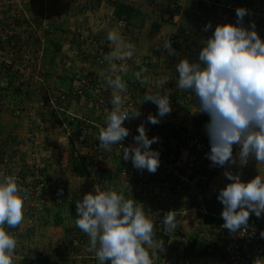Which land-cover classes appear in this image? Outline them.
Segmentation results:
<instances>
[{"label":"built area","instance_id":"1","mask_svg":"<svg viewBox=\"0 0 264 264\" xmlns=\"http://www.w3.org/2000/svg\"><path fill=\"white\" fill-rule=\"evenodd\" d=\"M92 1L80 0V3L87 6V2ZM190 1L195 5L191 21L153 46L154 53L161 54L166 51L163 49V44L166 40H170L176 53L171 55L175 63L183 58H188L192 62L198 61L199 52L204 46L203 42L213 34L217 25L236 23V9L240 7L248 10V15L244 17V26L250 27L254 24L260 37L264 39V0ZM174 7L173 4L170 5V8ZM22 13L27 18L26 12L22 11ZM118 22L120 25L123 24L122 21ZM209 23L212 27L205 31V26ZM43 29H46L44 31L47 34L52 33V30L46 27L44 20ZM77 33H79L78 38L83 41L81 47L84 51L87 48L93 50V54L84 62L86 67L83 69L74 67V57L70 58L62 54L58 63L68 72L69 84L64 88L48 85L36 75L33 80L38 83V95L23 107L12 111L13 117L24 115L31 122L27 144L30 147L29 157L36 163L35 167L43 169L45 163L54 161L56 154H52L49 149L53 147L51 144L53 132L60 129L64 132L72 157L85 168L84 174L87 180L85 194L94 191L95 186L101 189L108 188L104 181V173L107 172L116 178L119 189H124L126 197L142 204L145 212L150 215L154 221L156 239L164 241V250L157 252L154 264H194L191 247L197 251L199 264H212V260L218 257L223 264H264V235H262L264 221L248 222L247 229L242 228L236 233H231L222 227L224 220L221 214L224 206L218 200V196H215L216 179L227 165L214 167L208 159L207 154L211 145L206 125L210 118L206 113L198 111L199 101L193 92H185L177 87L178 79H168L165 84L157 87L156 82L161 80L160 76L150 73L153 67L150 60L142 59L138 61V65H143L141 74L149 80V83L144 85L135 81V72L130 73L127 64L118 65L123 67L128 75L126 79L124 78L128 84L124 106L130 111H139L140 115L124 122L130 134L123 142L111 146L109 150L100 148L99 129L106 126V117L112 110L110 103L112 89L106 86L105 77L96 74L89 67L91 64L96 67L106 64L103 61L105 55L103 48L93 37L81 34L79 31ZM5 35L2 36V40L6 42L0 48V78L8 82L12 68L18 66L13 58L15 50L12 38ZM122 35L125 39L126 34ZM42 41L41 38V43ZM73 49L72 47L71 50L74 52ZM20 56L28 59L23 50H20ZM41 64V58L37 57L36 60L29 58L24 65L36 68L38 74H44V67ZM21 67L22 65L19 66L20 69ZM17 78L20 82L24 81L21 76ZM157 93L169 95L172 111L161 118L159 124L152 125L147 122V117L149 114H158L157 106L151 101L143 102V99L145 95ZM182 101L191 104V116L187 117L186 121L177 118ZM74 104L84 106L88 116L75 113L76 109L72 110ZM50 120L54 123V127L49 123ZM141 124H144L150 139L159 138V141L151 146L153 150L160 152L161 163L155 173H149L146 169L140 171L133 167L130 160L123 159L124 147L135 143L134 137L139 134L137 129ZM41 130L47 131L44 132L45 137L41 138L42 141H39L37 133ZM113 157L118 165L111 170L107 164ZM3 162L7 163L8 160L3 159ZM32 167H30L31 175H23L20 170H16L12 171L13 173L6 171L3 176H14L17 182L28 190L29 197L25 201V212L36 216L43 214L49 207L59 204L65 195L66 185L59 180H49L44 172L34 171ZM169 211H176L180 225L175 231L165 234L163 217ZM31 221L32 218L28 223ZM10 232L17 239L12 262L16 257H20L22 261L24 260V264H43L45 260L53 258L50 250L28 252L23 249L20 229ZM62 259L64 261H58V264H100L96 255L91 252L90 246L84 244L77 230L72 231L69 249ZM75 259L78 261L73 263L69 261Z\"/></svg>","mask_w":264,"mask_h":264},{"label":"clouds","instance_id":"2","mask_svg":"<svg viewBox=\"0 0 264 264\" xmlns=\"http://www.w3.org/2000/svg\"><path fill=\"white\" fill-rule=\"evenodd\" d=\"M246 15V8H237V22L217 25L203 42L198 61L183 58L176 65L177 87L193 92L199 101L198 111L210 118L206 125L211 145L207 156L214 167L237 163L244 166L250 158H255L258 164L264 163V39L254 24L244 26ZM211 27L209 23L204 30ZM107 39L112 50L104 55L103 61L109 65L105 82L112 89V110L106 117V126L99 129V146L103 150L123 142L130 134L124 122L140 115L139 111H130L124 106L127 81L120 74H111L118 71L127 74L116 62L132 59L135 46L115 30L107 34ZM163 49L168 55L176 54L170 40L164 42ZM134 79L144 85L149 83L141 72H135ZM167 81L166 77L157 81V87ZM144 101L157 106L158 114L147 117L152 125L159 124L172 111L167 93L145 95ZM137 131L135 143L124 147L123 159L130 160L140 171L155 173L161 163L160 152L151 146L159 138L150 139L144 124ZM234 146L240 149L237 156H234ZM224 175L231 182L218 195L224 206L222 227L236 233L247 229L250 214L258 218L264 214V175L247 182L239 173L226 170ZM28 197V190L14 176L7 175L0 181V264H13L17 239L9 229L21 224ZM76 214L75 224L88 236L90 249L100 264H154L157 252L164 250V241L156 239L154 221L142 204L126 197L123 188L95 186L94 191L76 202ZM176 217V211L165 213V234L179 227Z\"/></svg>","mask_w":264,"mask_h":264},{"label":"rangeland","instance_id":"3","mask_svg":"<svg viewBox=\"0 0 264 264\" xmlns=\"http://www.w3.org/2000/svg\"><path fill=\"white\" fill-rule=\"evenodd\" d=\"M115 2H117V0H93L92 2H87V6H83L80 0H47L45 2H38L36 0H0V48H2L1 46L6 42L4 39L2 40V36L6 34L9 38H12V44H14L13 48L15 50V56L13 58L16 60L18 66L17 68H12V74L8 75V82L2 80L4 78H0V133L3 134V136H7L2 137V142H0V181L4 179L3 174L6 171L13 173L16 170H20L23 175H31L32 171L30 167H32L33 164L34 167L32 168H34V171L37 170V172L40 173L44 172L49 180H59L61 183H65V195L59 204L56 205L58 207L76 208V202L82 200L87 190V180L85 179L84 171L80 172L73 169L77 160L70 154L71 150L69 145H67L66 148H62L60 145L61 140L59 137L61 135L64 136V132L60 129L53 132L54 134L57 132L58 137L55 138L56 135L52 136L51 144L53 147L49 149L52 154H56L54 161L48 164L45 163V168L43 169L36 168V165H34L36 163L29 157L30 147L27 144L28 134L30 133V121L27 118H25L28 121L27 123L22 122L21 119L18 120L21 117H25L24 115L17 118L12 116V111L14 109L26 105L38 95V83L33 80V77L36 75L45 83L53 84L52 86L64 88L69 84L68 72L62 69L60 65L51 67L52 65L49 63V61L54 60L57 55L55 44L58 45L60 43L64 47L66 45L67 51H64V55L70 58L74 57V67L83 69L86 67L84 65V62H86L85 60L89 55L93 54V50L87 48L84 51L81 47L83 41L78 38L79 33L77 32L79 31L81 34L83 33L86 36L93 37L95 41L99 43V46L103 48L104 54H106V51L110 48L103 41L104 37H100L102 35L101 33L103 30H114L120 25L118 21H122L123 24L119 27H122L125 23V30H127V27L129 29L127 30L128 33L140 36L139 40L142 43L141 47L145 48L143 54L146 55L149 50L153 52V46L162 42L170 35V30L172 28L168 13H182L180 22L182 20L183 25L187 22V18L192 16L195 6L190 0H174L173 2L172 0H135L134 3L137 6L138 12L135 13L129 22H126L123 19H118L116 16L117 9H114L113 12L112 10L107 12V7L104 5H113ZM129 2L132 3L133 1L130 0ZM171 4L175 7L170 8ZM22 11L26 12L27 18H25ZM66 16L68 17L67 19ZM92 18L94 20H92ZM43 20L46 27L52 30L51 34H47V32L44 31L46 29H43ZM182 25L179 26V29L182 28ZM41 38L43 39L42 43ZM72 47L74 48V52L71 50ZM20 50H23L24 55L27 56L28 59H24L23 56H20ZM60 55L62 54L59 53L58 56ZM37 57L41 58L44 74H38L36 68L31 66L25 67L24 65L29 58L31 60H36ZM159 57H161V59ZM144 59H146V57H144ZM147 59H150V57H147ZM152 61L154 63L156 61L155 67H151L155 75L158 76L159 72H154V69L159 68L162 75L168 73L167 79H178L179 73L176 71V66L172 64L171 56L168 55L166 51L159 54L158 59L155 58ZM21 65L22 67L20 69L19 66ZM117 65L119 64L117 63ZM91 66L93 65H89L90 68ZM141 66L143 67V65ZM108 67L109 65L107 63L100 67L99 71H104V76L102 77H105V72ZM132 69L134 70L135 68ZM57 73L64 77L63 83L57 84L51 82ZM111 74L113 76L120 74L125 79L128 77L127 74L125 75L124 72L120 71ZM17 76H21L24 81L20 82ZM160 78L164 79L163 76H160ZM190 105L189 102L182 101L177 112L178 119L186 121L187 117L191 116ZM74 109H76L74 112L80 116H88L87 109L85 110L84 106L74 104L72 110ZM49 123L54 127V123H52L51 120ZM26 125L28 126L27 129H25ZM46 131L47 130H44L45 133ZM12 133L16 135L14 141L11 139L13 136ZM37 134L40 135V133ZM38 140L42 141L41 138ZM238 149V146H234V151ZM3 159H7L8 162H3ZM252 162L254 165L253 167L256 169V176L259 174L261 175V172L264 171L263 163L258 164L255 158H252ZM117 165L118 163L113 157L109 160L107 167L114 170L117 168ZM59 171L62 174L57 177V172L59 173ZM223 172L221 174H223ZM242 173H246L245 165L242 169ZM104 174L106 185L118 190L119 182L116 178L107 172ZM253 178L243 175L241 179L247 182ZM224 182L230 183L231 181L225 180ZM216 190L215 196H218L219 190L218 188ZM25 211L26 204H24V218L21 224L15 229H20L22 248L28 250V252L45 249L50 250L54 252L53 258L55 257L56 261L63 262L64 260L62 257L65 256L67 252L66 250L70 244V235L74 230H77L84 244L90 246V244L86 243L84 233L77 226L70 223L66 229L68 233H70L67 238V245L62 242L60 244V242L51 241L53 238L50 237V235H46L42 240L40 237H37V235H39L37 232L40 229L39 226H37V222L40 217L45 215L44 213L47 210L43 214H37L36 216L28 212L26 213ZM31 218V223H28V220ZM250 219L255 222L263 220L264 214L258 218L252 213L250 214ZM12 230L14 229H9V231ZM59 246H62V248H59ZM54 247L57 248L53 249ZM23 261L22 258L16 257L13 264H24Z\"/></svg>","mask_w":264,"mask_h":264},{"label":"crops","instance_id":"4","mask_svg":"<svg viewBox=\"0 0 264 264\" xmlns=\"http://www.w3.org/2000/svg\"><path fill=\"white\" fill-rule=\"evenodd\" d=\"M129 1L130 0H117V2H115V4H113V5H104V6L107 7L106 8L107 12L108 11H111V10L113 12L114 9H117L118 6H127V7H130L134 11L133 13L135 15V13L138 12L137 6L134 3L135 0H132L133 1L132 3L129 2ZM114 5H115V7H114ZM66 11H67V9H66ZM181 15H182V13L181 14L180 13H177V14L173 13L171 17L168 16V18L170 19V24H171V28H172L170 30V35L174 34L175 32H177V31H179L181 29V28L179 29V26L182 25V20L180 22ZM186 16H187V14H186ZM172 17H174V18H172ZM191 17L192 16H189L187 18V22H185V24H183L182 27L191 21ZM67 18L68 17L66 16V19ZM92 20H94V19L92 18ZM125 25H126L125 23H124V25H122V27H119L120 26L119 25L114 30L115 31H118L121 34H126V32H127V34L125 36V41L126 42H129V43H132L135 46V48H134V56L132 57V59H125L123 61H117V63L119 65L121 63L127 64L128 67H130V70H131L130 73H134V72H141V73H143L141 71V66L138 65V63H139L138 61L144 59V57H146V59H147V57H150V59H147V60H150L153 63L152 66L155 67V65H156L155 63H156L157 60L155 61V63L152 60L155 59V58L158 59V55L159 54L156 55L151 50H149L146 55L143 54L145 48L144 47H141L142 46L141 45L142 43L139 40V37L140 36L137 35V34H130V33H128L127 30H129V29L127 27V30H125ZM110 31H113V30H103L102 33L100 32L102 34L100 37H104V39L102 38L103 41L110 48L108 51H106V54L109 53L112 50V47L110 46L111 44H110V42L107 39V34ZM170 35H168V37ZM55 46H56V48H58V49H56L57 55H56V58L54 60H50L49 61V63L52 65L51 67H54V65L55 66H59L58 59L60 58L61 55L58 56V54L59 53L65 54L64 51H67V48H66L67 46L66 45L64 47V46H62L59 43L58 45L55 44ZM159 58L161 59V57H159ZM171 61H172L173 66H176L178 64V62H176V64H175L172 56H171ZM132 68H135V69L133 70ZM91 69L95 73L100 74L101 76H104L103 75L104 71L103 72L102 71H99L100 67H96V66L93 65V66H91ZM154 72H159L158 76H163V78H165V77L167 78L168 77V73H165V75H162V72H160L159 68L158 69L155 68L154 69ZM150 73H153V71L151 70ZM63 78L64 77L62 75L60 76V74L57 73L56 76L53 77V79H52L51 82L52 83H57V84H59L61 82L63 83L64 82V79ZM68 83H69V81H68ZM47 84L48 85H53V84H50V83H47ZM21 107H23V106H21ZM20 119L24 123H27L28 122L25 119V117H21L18 120H20ZM29 123H31V122H29ZM27 127L28 126L26 125L25 126V129H27ZM38 133H40L39 138H44L45 137L44 130L43 131L41 130ZM55 133L56 134H54V136L56 135L55 138H57L58 137L57 132H55ZM0 135H1L0 136V140H1L0 142H2V137H4L5 135L3 136V134H1V133H0ZM12 135L13 136L11 137V139L14 141L15 138H16V135L13 134V133H12ZM5 137H7V136H5ZM59 138L61 140L60 145L62 146V148H66L68 144H67V140L65 139V137L61 135ZM238 152H239V149L238 150H235L234 151V156H237ZM250 159L251 160L248 161L247 165H245V169H246V173L245 174L242 173V169L244 168V166H240L239 163H237L235 165H227V167L225 168L224 172L226 170L227 171H232L233 173H239L240 176H241V178H242L243 175L248 176L250 178H253V177L256 176V169L253 167L254 165H253V162H252V158H250ZM263 169H264V163H263ZM60 171H59V173L57 172V177L62 174ZM224 172H223V174L219 175L217 177V179H216V186H217V188H218L219 191L221 189H223L224 187H226L227 184H228V183H225L224 182L225 180H228L225 177ZM261 175H264V171L261 172ZM70 210L71 209L68 208V207H61V206L58 207L56 205H54L52 207H49V209L44 213L45 215H43L42 217H40V219L37 222V224H38L37 226H39V228H40L38 230V232H37V233H39V235H37V237H40L43 240L46 237V235H50V237L53 238L51 241H53V242H56L57 241V243L60 242V244L62 242L63 244L67 245V238H68V235L70 234L66 230L68 228V224L70 223V224L76 226L75 221L78 218L77 215L76 216H73L71 214V211ZM260 221H264V219L263 220L256 221V222L255 221H252V219H249L248 222L257 223V222H260ZM84 236L86 238V243L89 244V238H88V236L85 233H84ZM61 239H62V241H61ZM47 240H49V239H47ZM56 248L57 247H54L53 249H56ZM59 248H62V246H59ZM68 249H69V246H68ZM68 249L66 251H68ZM191 250H192V256L194 258V264H199L200 259L198 258L196 249H194L193 247H191ZM91 252L93 254H95L92 250H91ZM52 253H54V252L52 251ZM69 261H72V263H73V261L76 262L78 260L75 259V260H69ZM48 263H49V260H48ZM212 264H223V263L220 260V258L218 257V258H214L212 260Z\"/></svg>","mask_w":264,"mask_h":264},{"label":"trees","instance_id":"5","mask_svg":"<svg viewBox=\"0 0 264 264\" xmlns=\"http://www.w3.org/2000/svg\"><path fill=\"white\" fill-rule=\"evenodd\" d=\"M134 11L130 8V7H127V6H118L117 10H116V16L118 17V19H123L124 21L126 22H129L131 20V18L133 17ZM173 12H169L168 13V16H172ZM58 49V48H56ZM71 154V153H70ZM73 169L76 170V171H80V172H83L85 170L83 164H81L80 162L76 161V163L74 164L73 166ZM71 210V214L73 216H76V208L75 207H71L70 208ZM43 264H58V261H56L55 258H51L49 260V263H48V260H45L43 262Z\"/></svg>","mask_w":264,"mask_h":264}]
</instances>
